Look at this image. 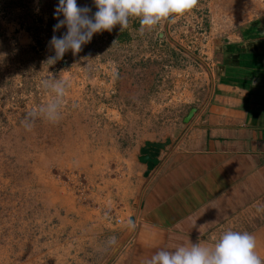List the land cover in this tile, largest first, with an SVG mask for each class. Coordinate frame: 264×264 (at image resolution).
Returning a JSON list of instances; mask_svg holds the SVG:
<instances>
[{"label":"rangeland","instance_id":"rangeland-1","mask_svg":"<svg viewBox=\"0 0 264 264\" xmlns=\"http://www.w3.org/2000/svg\"><path fill=\"white\" fill-rule=\"evenodd\" d=\"M76 2L95 13L92 0ZM260 2L198 0L143 35L133 18L49 65L52 36L66 32H53L59 0H0V264H111L140 150L174 142L202 110L216 32ZM54 79L66 84L59 120L38 115L26 129Z\"/></svg>","mask_w":264,"mask_h":264},{"label":"crops","instance_id":"crops-1","mask_svg":"<svg viewBox=\"0 0 264 264\" xmlns=\"http://www.w3.org/2000/svg\"><path fill=\"white\" fill-rule=\"evenodd\" d=\"M259 4L216 32L223 42L214 44L202 110L174 142L146 143L150 152L160 145L155 157L142 161L149 156L140 150L126 242L111 264H144L161 249L196 242L211 247L228 230L254 235L264 260V0Z\"/></svg>","mask_w":264,"mask_h":264},{"label":"clouds","instance_id":"clouds-1","mask_svg":"<svg viewBox=\"0 0 264 264\" xmlns=\"http://www.w3.org/2000/svg\"><path fill=\"white\" fill-rule=\"evenodd\" d=\"M96 11L91 13L88 6L80 7L76 0H59L54 18L58 23L53 32L66 28L58 37L52 36L49 47L54 54L45 64L54 65L66 53L78 54L83 45L88 44L97 33L111 32L117 25L120 31L126 29L130 19H139V33L153 31L161 22L174 23L190 12L198 0H92ZM63 19H60V17ZM43 88L49 90L52 98L38 109L30 112L22 120V125L30 130L39 115L49 122H57L66 95L63 80H44ZM144 264H264L256 252V238L248 232L228 230L211 247L200 242L190 246H179L174 251L161 249Z\"/></svg>","mask_w":264,"mask_h":264},{"label":"water","instance_id":"water-1","mask_svg":"<svg viewBox=\"0 0 264 264\" xmlns=\"http://www.w3.org/2000/svg\"><path fill=\"white\" fill-rule=\"evenodd\" d=\"M148 146H151V144H147V147ZM153 149H152V152H150L147 148H143L142 150H141V153H143V154H147L149 157H143L142 158V161H145V160H149L150 159V157H155L156 155H157V149H158V147H160V145L159 144H154L153 146H151ZM154 163H156V160L155 161H153Z\"/></svg>","mask_w":264,"mask_h":264}]
</instances>
